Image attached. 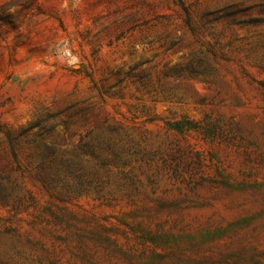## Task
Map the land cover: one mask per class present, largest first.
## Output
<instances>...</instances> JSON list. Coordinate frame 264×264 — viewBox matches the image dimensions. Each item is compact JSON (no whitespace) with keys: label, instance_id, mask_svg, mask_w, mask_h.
I'll list each match as a JSON object with an SVG mask.
<instances>
[{"label":"rangeland","instance_id":"rangeland-1","mask_svg":"<svg viewBox=\"0 0 264 264\" xmlns=\"http://www.w3.org/2000/svg\"><path fill=\"white\" fill-rule=\"evenodd\" d=\"M0 130V264H264V0H0Z\"/></svg>","mask_w":264,"mask_h":264},{"label":"trees","instance_id":"trees-1","mask_svg":"<svg viewBox=\"0 0 264 264\" xmlns=\"http://www.w3.org/2000/svg\"><path fill=\"white\" fill-rule=\"evenodd\" d=\"M2 130H0V132H1ZM2 133V132H1ZM6 135V138H7V141H8V143H9V145H10V147L12 148V155H13V157L16 159V154L14 153V149H15V142H14V140H13V138L9 135V134H5Z\"/></svg>","mask_w":264,"mask_h":264}]
</instances>
